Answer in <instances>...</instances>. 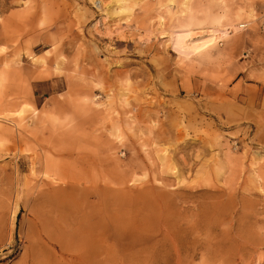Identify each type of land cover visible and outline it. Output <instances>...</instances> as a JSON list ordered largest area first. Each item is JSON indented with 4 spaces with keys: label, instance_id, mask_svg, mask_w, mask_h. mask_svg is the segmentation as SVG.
<instances>
[{
    "label": "rangeland",
    "instance_id": "1",
    "mask_svg": "<svg viewBox=\"0 0 264 264\" xmlns=\"http://www.w3.org/2000/svg\"><path fill=\"white\" fill-rule=\"evenodd\" d=\"M0 264H264V0H0Z\"/></svg>",
    "mask_w": 264,
    "mask_h": 264
},
{
    "label": "bare ground",
    "instance_id": "2",
    "mask_svg": "<svg viewBox=\"0 0 264 264\" xmlns=\"http://www.w3.org/2000/svg\"><path fill=\"white\" fill-rule=\"evenodd\" d=\"M240 27H243V26H240ZM224 32H228V30L227 31H224ZM196 33V32H195ZM198 33V32H197ZM192 34V33H191ZM201 34H202V32H201ZM193 36V35H192ZM197 36V35H196ZM199 36V35H198ZM60 192V191H59ZM59 202H60V204H61V200H58V204H59ZM59 204V205H60Z\"/></svg>",
    "mask_w": 264,
    "mask_h": 264
}]
</instances>
